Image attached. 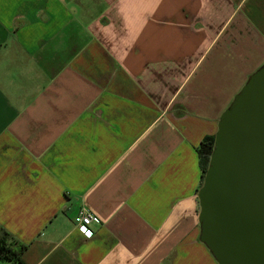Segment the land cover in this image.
<instances>
[{"label": "crops", "instance_id": "0c3cea01", "mask_svg": "<svg viewBox=\"0 0 264 264\" xmlns=\"http://www.w3.org/2000/svg\"><path fill=\"white\" fill-rule=\"evenodd\" d=\"M263 63L264 0H0V237L22 264H216L196 150Z\"/></svg>", "mask_w": 264, "mask_h": 264}, {"label": "water", "instance_id": "95a60500", "mask_svg": "<svg viewBox=\"0 0 264 264\" xmlns=\"http://www.w3.org/2000/svg\"><path fill=\"white\" fill-rule=\"evenodd\" d=\"M197 201L216 264H264V63L218 119Z\"/></svg>", "mask_w": 264, "mask_h": 264}, {"label": "trees", "instance_id": "16d2710c", "mask_svg": "<svg viewBox=\"0 0 264 264\" xmlns=\"http://www.w3.org/2000/svg\"><path fill=\"white\" fill-rule=\"evenodd\" d=\"M213 145L214 135L206 136L202 139L196 150L201 170L200 186L208 168ZM25 250L26 246L24 244L13 240L7 232H2L0 237V264H22L21 256Z\"/></svg>", "mask_w": 264, "mask_h": 264}, {"label": "built area", "instance_id": "2783aa9c", "mask_svg": "<svg viewBox=\"0 0 264 264\" xmlns=\"http://www.w3.org/2000/svg\"><path fill=\"white\" fill-rule=\"evenodd\" d=\"M72 223L76 230L83 236L84 239H91L96 230L100 227L101 222L86 208L80 207L72 216Z\"/></svg>", "mask_w": 264, "mask_h": 264}]
</instances>
